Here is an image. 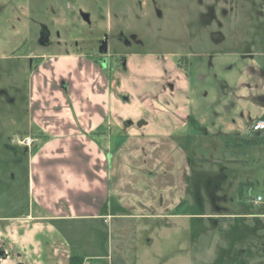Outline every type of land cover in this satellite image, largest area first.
I'll return each mask as SVG.
<instances>
[{
	"label": "rangeland",
	"instance_id": "rangeland-1",
	"mask_svg": "<svg viewBox=\"0 0 264 264\" xmlns=\"http://www.w3.org/2000/svg\"><path fill=\"white\" fill-rule=\"evenodd\" d=\"M190 15V0H0V217L14 216L26 200V157L36 142L27 138L39 136L23 132L28 77L41 59L26 56L75 55L108 77L134 52L181 57L192 51L191 31L201 39L204 22L197 27ZM263 24L257 32L264 47ZM261 76L262 105L264 71ZM248 136L263 141L239 154L233 146L224 152L222 140L199 130L193 141L180 138L175 151L146 154L154 160L149 169L139 164L146 158L136 148L128 153L135 165L127 168L124 151L123 167L115 162L118 176L110 181L108 207L116 215L95 227L81 220L84 263L264 264V130L251 124ZM102 143L111 161L113 145ZM230 157L243 161H207ZM47 237L38 234L42 264H49Z\"/></svg>",
	"mask_w": 264,
	"mask_h": 264
},
{
	"label": "crops",
	"instance_id": "crops-1",
	"mask_svg": "<svg viewBox=\"0 0 264 264\" xmlns=\"http://www.w3.org/2000/svg\"><path fill=\"white\" fill-rule=\"evenodd\" d=\"M190 14L191 23L204 22L201 39L191 31L192 51L181 57L134 52L108 77L75 55L26 56L41 59L28 77L23 132L39 136L26 157V200L14 216L0 217V264H42L40 232L48 236L49 264H69L70 256L85 264L81 220L95 227L97 220L116 215L108 207L110 181L118 176L115 162L123 167L118 161L124 151L128 168L135 165L129 163L131 148L143 157L175 151L180 138L193 141L199 130L222 141L238 139L264 115V47L257 32L264 0H190ZM102 142L113 145L111 161ZM145 158L139 164L149 169L154 160ZM207 161L239 164L243 158Z\"/></svg>",
	"mask_w": 264,
	"mask_h": 264
},
{
	"label": "trees",
	"instance_id": "trees-1",
	"mask_svg": "<svg viewBox=\"0 0 264 264\" xmlns=\"http://www.w3.org/2000/svg\"><path fill=\"white\" fill-rule=\"evenodd\" d=\"M260 141H263L261 137H254V136H248V137H240L238 139H234L231 136H227L223 138L224 145L228 148L233 147H239L240 150L243 149V147L255 145L259 143ZM233 144V145H232ZM234 151V149H232ZM242 152V151H240ZM244 152V151H243ZM69 264H83V259L78 256H70L69 257Z\"/></svg>",
	"mask_w": 264,
	"mask_h": 264
},
{
	"label": "built area",
	"instance_id": "built-area-1",
	"mask_svg": "<svg viewBox=\"0 0 264 264\" xmlns=\"http://www.w3.org/2000/svg\"><path fill=\"white\" fill-rule=\"evenodd\" d=\"M252 128L256 131L264 130V115L262 117L256 119L255 121H253ZM27 140H28V144H29L30 142H33L35 139H32V141H31L30 138L28 137ZM260 199H261V197L257 196L256 200L258 201Z\"/></svg>",
	"mask_w": 264,
	"mask_h": 264
},
{
	"label": "water",
	"instance_id": "water-1",
	"mask_svg": "<svg viewBox=\"0 0 264 264\" xmlns=\"http://www.w3.org/2000/svg\"><path fill=\"white\" fill-rule=\"evenodd\" d=\"M100 50H101V48H100Z\"/></svg>",
	"mask_w": 264,
	"mask_h": 264
}]
</instances>
